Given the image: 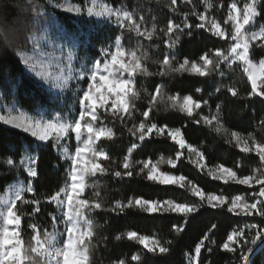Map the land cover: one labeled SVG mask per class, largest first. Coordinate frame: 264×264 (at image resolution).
<instances>
[{"label":"trees","instance_id":"trees-1","mask_svg":"<svg viewBox=\"0 0 264 264\" xmlns=\"http://www.w3.org/2000/svg\"><path fill=\"white\" fill-rule=\"evenodd\" d=\"M64 1L0 0V115L11 110L45 120L59 117L74 121L79 116V99L82 98V90L86 89L85 80L81 82V87L73 84L62 94H55L45 83L29 75L21 61L20 54L31 52L33 38L46 29L51 30L52 36L62 37L75 48L74 65L78 69L102 59L120 41L126 61H131L130 53L134 51L141 67L151 73L138 74L134 80L133 91H138L140 96L129 101L130 116L125 114L126 118L121 121L110 111L102 109L98 111L99 121L94 122L95 128H111L114 135L111 139L101 138L97 145V150H104L110 157L109 160H97L107 171L98 172L95 177L89 176L82 194V198L86 197L90 203L99 202L102 205L101 209L86 213L92 221L93 232L89 238V264H113L117 259H124L126 264H137L131 260L134 254L141 255L139 264H244L243 257H249L263 239L256 238V230L245 228L246 225H260L259 216H236L226 209H212L207 205L188 217L163 211L149 213L139 206L115 213L111 208L116 201L127 204L129 200L136 199L160 204L166 200L200 203L199 198L192 195L188 181L206 195H223L229 200L240 196L246 202H252L253 197L259 198L257 184L239 185L231 180L225 183L209 175L210 171L215 174L221 166L232 168L238 176L264 172V161H260L254 152H241L236 146V138L232 136V132H236L242 141H264V125L260 123L264 120V103L260 97L249 96L250 82L243 68L236 63H226L222 64L221 72L205 77L190 70L173 71L184 59L202 66L199 59L202 55L208 54L215 61L217 50L227 51L230 40L212 36L207 27L196 29L195 23L199 22V14H204L209 24L215 22L230 31L231 22L224 23L228 6L236 2L242 9L245 0H177L175 5L172 0H71L74 6L82 9L78 15L63 13L60 7ZM93 2L118 12L121 18L88 16L87 8ZM125 12L141 24L142 31L155 28L151 39L128 30V24L122 17ZM257 12L253 32L264 29V0L260 1ZM185 21L193 25L191 35L184 27ZM169 23L180 25L182 31H176L174 27L173 33L169 34ZM177 38L179 42L169 49V43ZM261 43L259 40L251 43L254 47L250 48V59L255 63L264 60ZM166 55L169 56L168 65L163 63ZM187 67L190 69V65ZM154 86H162L163 91L152 101L148 123L179 128L186 145L204 154L201 161L203 169L194 163L197 156L191 149L181 150L166 135L159 136L154 132L145 141H138V125L144 120L142 112L147 110L149 94H155ZM228 87L235 88L239 96L232 97L227 93ZM189 95L201 103V109L193 111V116L200 123L180 110L183 98ZM217 96L220 98L217 99ZM217 106L221 109V119L205 123L202 117L211 119L217 115ZM133 124L137 125L136 135L129 132ZM217 128L220 131H216ZM65 143L55 139L39 143L23 131L5 126L0 121V201L11 186L22 181L33 188L32 192L23 194L25 200L39 202H17L22 210L18 214L22 215L20 230L25 247L35 244L34 235H39L43 242L47 232H55L57 237L62 236L61 243L64 241L65 218L50 197L56 191L62 193L70 181V160L63 154L62 148L65 146L73 150L75 140L69 138ZM133 143L138 144L129 158L133 176L117 178L114 172L124 171V157ZM178 151L182 153L180 159H176ZM146 162L162 174L178 179V175L185 176L184 187L148 181V170L141 171ZM175 163L176 167H173ZM29 168L38 170L37 178L27 176ZM35 208H39L38 214ZM53 215L60 219H52ZM33 224L35 229L31 227ZM177 227L180 232H176ZM237 229H245V236L242 244L236 245L240 251L229 253L223 244L228 243L227 237ZM128 231L146 235L150 241H160L169 247V253L159 256L147 254L142 245L126 238ZM117 235L124 238L116 240ZM201 240H204V247L197 256L195 248ZM168 241H171L170 245L166 243ZM38 264L47 262L39 261ZM250 264H264V246L253 252Z\"/></svg>","mask_w":264,"mask_h":264},{"label":"snow or ice","instance_id":"snow-or-ice-1","mask_svg":"<svg viewBox=\"0 0 264 264\" xmlns=\"http://www.w3.org/2000/svg\"><path fill=\"white\" fill-rule=\"evenodd\" d=\"M177 0H172V4L175 5ZM260 4V0H245L243 3L242 11L238 8L236 2L231 3L228 6V16L224 23L231 22V30L226 31L221 27L220 24L212 22L208 23L207 18L204 14H199V22L195 23L196 29H205L207 27L208 32L217 38L222 40H230L231 45L227 51L217 50L215 52V61L209 58L208 54L202 55L199 59L202 62V66L197 63L191 62L189 59H184L179 67L173 69L176 72L182 71H193L201 77L209 76L213 72L219 73L222 71V64L231 63L232 61H240L243 63V72L247 74V79L250 81V91L249 96L260 97L261 102L264 103V60L260 61L259 70L257 71L256 65L253 64L252 59H250V48L254 47L251 41H261V47H264V29L259 32H252L250 35L247 34L246 26L253 21L257 16V7ZM82 9L79 6H69L67 8L68 13H79ZM88 16H93V8H87ZM113 16L116 15L119 20V13H114L111 9H106L104 12H96L95 15H105ZM124 20L128 24V30H134L137 36H145L149 39L152 37V31L147 29L141 30V24L137 23L136 20L127 12L124 13ZM143 20V17L140 18ZM120 27L123 28L124 24L121 23ZM182 31L180 25H173L169 23L167 25V32L169 34L173 33V30ZM184 27L188 29V34H192V24L185 21ZM179 42V38L175 42H170L168 47L172 49L175 44ZM125 53L117 48L115 54L111 55L110 60L107 59V54L105 53L103 60H95L94 69L91 71L90 82L86 77V90H82V98L79 99V105L81 111L79 112V119H75L73 124L66 125L60 123H53L48 121L46 123H32L31 121L18 120L13 116H3L0 115V121L3 122L5 126L11 125L16 129H22L25 133H30L33 138L38 141L44 142L48 141L53 134H55L57 139L68 136L69 129L75 133V138L79 140L81 136L86 133L87 139L84 140L83 147H76L75 153L69 162L71 168V185L70 190L66 193V200H61V192L56 191L55 194L51 195V202L64 203L67 207V212L64 213L67 240L63 243V247L56 246V234L55 232H47L44 235L43 242L40 240L39 235H34L32 239L35 244L30 247L24 246V241L21 238V222L22 210L18 208L17 201L24 204H38V201H28L25 200L24 196L17 192L15 199L12 200L11 205L7 208L6 212L0 213V216L4 218V224L2 230H0V264H38L39 261H46L47 264H89V238L92 237L93 232L91 230L92 221L90 217L86 216V213H90L93 210H99L102 208L101 203L95 202L90 203L86 197L82 198V194L85 189V177H95L96 174L104 173L107 171L105 167H102L101 163L97 160H109L110 157L104 150H96L93 145L96 141L103 137L109 139L114 135L111 128L99 127L95 128L93 122L99 121L98 109H105V112L110 111L111 114L117 119L123 121L126 116L125 114L131 115L129 108V101L134 100L140 96L138 91H133L134 80L138 74L151 75L147 72V69L141 67L140 59L136 56L133 51L130 53L131 61H126L124 59ZM164 65L169 64V56H165L163 59ZM190 65V69L187 67ZM103 72L108 73L107 75L102 74ZM127 74L125 77L124 74ZM99 74V75H98ZM119 74V75H117ZM163 91L162 86H154L155 94H149V104L146 106L147 110L142 112L144 118L138 125L139 135L137 137L138 141H145L147 137H150L154 132L159 136H167L180 149H185L187 146L185 140L181 135L179 128H168L166 126H160L157 123H148L151 112H152V101H155L157 95L161 94ZM199 91V90H198ZM227 93H230L232 97H238V91L233 87H228L226 89ZM112 98V102L109 105L108 101ZM220 97L217 96V99ZM204 104L207 105L208 101L205 100ZM176 105L174 104L173 107ZM134 108V106H133ZM194 109H201V103L194 100L192 96H185L183 98V103L180 105V110L185 112L189 118L195 120L196 123H200V120L195 119L193 116ZM221 109L217 106V115H214L209 119L208 116L202 117L203 121L207 124H211L212 121H219L221 119L219 113ZM90 119L85 121V118ZM82 121H85L82 123ZM260 123L264 125V120ZM137 125L133 124L132 128L129 129L130 134L136 135ZM216 131H220L219 128ZM232 136L236 138V146L240 148L243 153H255L260 161H264V141H256L252 139L251 142L248 140H241L238 133L232 132ZM173 137L182 139L183 143H177V140ZM138 147L137 143L131 144L128 148L127 155L124 157L123 169L124 171H115L114 175L117 178H123L124 176L132 177L133 172L131 171L130 156ZM191 152L197 156L194 163L201 169L204 165L201 161L204 158V154L198 152L196 148H190ZM188 149V150H189ZM91 153L92 160H83L82 158L85 153ZM182 157L181 152L176 153V159ZM176 167V163L172 164ZM147 169L146 179L148 181H155L153 178V173L155 166L151 165L150 162L143 163L141 171ZM39 175L38 170L35 168H29L27 176L29 178H37ZM209 175H212L216 180H223L225 183L228 181H235L239 185L252 186L253 184L259 185L258 197H253L252 202H245L240 196H236L234 199H226L223 195H213L205 194L199 187H196L191 181H188L191 185V192L194 197H198L200 203H173L171 200L164 201L160 204L157 201H148L142 199L129 200L127 204H123L120 201L116 203L111 208L112 212H123L125 208H132L134 206H139L149 213L158 212H171L180 213L183 216L188 217L193 214L198 213L201 208L205 205L212 209H226L228 213H235L236 216H259L261 217L260 225L252 224L246 225L245 228H251L256 230V238L264 237V172L259 175H244L238 176L237 172L232 168L219 167L215 174L211 171ZM180 178L178 182L174 185H180L184 187L185 176L178 175ZM29 192L33 191L30 186L28 188ZM34 211L38 214L39 208H35ZM54 220L60 218L56 216L51 217ZM81 221H84L88 225L87 230L81 229ZM8 225L16 226L14 229L9 230ZM33 229L36 225H31ZM176 232H180L181 229L177 227ZM245 236V229H237L231 235L227 237L228 243L223 244V248L229 253H236L240 251L236 247L237 244H242L243 237ZM123 235H117L116 240L123 239ZM126 238L129 241H136L146 250L147 254H152L153 256L168 254L170 249L165 246L160 241H150V238L146 235H138L136 231H128L126 233ZM207 239V238H205ZM255 240H253V243ZM151 243V246H149ZM171 244V241L166 242ZM204 247V240L195 248V253L197 256L201 253V248ZM211 252V249H208ZM244 261L247 262L248 257H243ZM131 260L134 262H141L142 257L140 254H134L131 256ZM113 264H126L124 259H117Z\"/></svg>","mask_w":264,"mask_h":264},{"label":"rangeland","instance_id":"rangeland-1","mask_svg":"<svg viewBox=\"0 0 264 264\" xmlns=\"http://www.w3.org/2000/svg\"><path fill=\"white\" fill-rule=\"evenodd\" d=\"M69 6L75 7L71 3V0H65L63 5L60 7V10L63 13H66L69 15H78V13H76V12L68 13L67 8ZM91 8H93V10H94L93 15L98 17V18L112 17V16H108L107 14L99 15V16L95 15L96 12H104L106 9H108L107 7L103 6L99 2H93L91 5ZM240 10L242 11V9H240ZM113 16L115 18L117 17L116 15H113ZM122 17L124 18V16H122ZM119 18H121L120 15H119ZM255 18L253 19L252 22H250V24L248 26H246L247 34H249V35L253 32L252 30H253V26L255 23ZM32 42H33V48L31 50V52H29V53L23 52L20 54L21 61L24 65L25 69L29 73V75H31L32 77H34V78L38 79L39 81H42L43 83H45L53 93L62 94L63 92L68 90L71 87V85H73V84H75V85L78 84V86L81 87V84H82L81 82L83 80H85L86 77L88 78V80L90 82L91 71L94 69L95 62L91 63V64H84L78 69L74 65V61H75L74 50H75V48L70 46L67 40H63L62 37L52 36L51 30L46 29L40 36L33 38ZM252 42H255V41H251L250 43H252ZM117 48L121 49L120 41H118L115 44L113 51L111 53L107 54V59L110 60L111 55L115 54ZM103 58L101 60H103ZM124 59H125V56H124ZM231 63L239 64L242 68H244L243 63L240 61H232ZM253 64L256 65V68L258 71L259 66H260V62L259 63L253 62ZM102 74L107 75L108 73L103 72ZM117 75H119V74H117ZM124 76L126 77L127 74L125 73ZM246 76H247V74H246ZM111 102H112V98L109 99L108 104L110 105ZM99 110H102V109H98V111ZM9 115L16 117L18 120H23L25 122L31 121L32 123H36V122L46 123L48 121H51L53 123L71 125L74 122V121H69L67 119H62L59 117H55L52 120L38 119V118H35L32 116H29L23 112H15V111H11V110H9L3 116H9ZM76 119H79V116ZM89 119H90L89 117H86L85 121H87ZM85 121H82V123H84ZM8 126L11 128H14L11 125H8ZM93 126H94V122H93ZM14 129H16V128H14ZM17 130L23 131L22 129H17ZM26 134L31 136L30 133H26ZM69 138H73L75 140V147L72 150V149H68L64 146L62 148V152L71 161L72 156L75 153V148L76 147H83L84 140L87 139L86 133H84L81 136V138L79 140H77L75 138V133L70 128L68 136L57 139L55 134H53V136L49 140L55 139L58 142H63V141L65 142L66 141V143H68ZM173 139L177 140V143H183L182 139H180V138L173 137ZM36 141H38V140H36ZM38 142L43 143L41 141H38ZM44 142H47V141H44ZM98 142H99V140L96 141L95 144L93 145V148L96 150H97ZM66 143H65V145H66ZM186 149L188 150L189 147L187 146L185 149H181V150H186ZM92 159H93V157H92V154L90 152L85 153L83 158H82V163H83V160H92ZM88 177L89 176L85 177V185H86V181H87ZM153 178L155 179V181H157L161 184H164V185H174L179 180L178 178H176L174 176L162 174L157 169H154ZM71 182L72 181H71V174H70V181H69L67 187L61 193V196H60L61 200H66V193L68 190H70ZM29 187H30V185L25 184L22 181L17 182L13 186H11L10 189L8 190L7 194L0 201V206H1L0 207V213L6 212L7 208L11 205L12 200L15 199L17 192H20L23 195L24 193L28 192ZM54 203L58 206V208L60 209L61 213L64 216V213L67 212L66 204L58 203V202H54ZM64 218L66 219V217H64ZM4 226H5L4 218H3V216H0V230H2ZM7 227L9 228V230H12L16 226L8 225ZM81 229L82 230L88 229V225L84 221H81ZM61 238H62V236H60V237L56 236V246L57 247H63V243L67 240V233H65V238H64L63 243H61ZM263 246H264V237H263L262 241L260 242L259 246L253 252L255 253L256 251H258ZM253 252H252V254H253ZM252 254L248 257L249 259L247 260V262H244V264H250Z\"/></svg>","mask_w":264,"mask_h":264}]
</instances>
